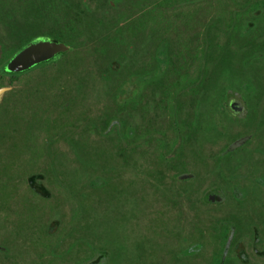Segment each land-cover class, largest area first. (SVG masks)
<instances>
[{
    "label": "trees",
    "instance_id": "trees-1",
    "mask_svg": "<svg viewBox=\"0 0 264 264\" xmlns=\"http://www.w3.org/2000/svg\"><path fill=\"white\" fill-rule=\"evenodd\" d=\"M11 1L0 0V87H12L0 105V209L7 211L10 241L4 261L0 250V264H161L164 245L176 231L164 227L165 210L152 211L149 203L143 213L136 210L134 184L143 177L138 169L151 159L150 185L158 193L173 190L186 170L172 159L185 151L163 145L186 143L196 133L207 138L220 129L215 115L226 104L209 98L228 95L232 73L223 51L226 0H171L185 4L184 13L169 16L168 31L177 35L167 40L160 5L138 14L141 19L127 7L116 20V48L128 50L116 54L119 69L99 66L97 49H86L85 42L78 47L66 40L70 52L8 74L5 65L31 41L11 21L18 15L7 7ZM148 16L153 51L139 56L129 51L130 34ZM145 79L151 82L137 86L133 96L130 82ZM189 95L200 102L183 99ZM247 95H264V86L248 87ZM95 96L105 100L90 116L84 101ZM40 117L49 126L33 134L32 121ZM23 161L28 168L21 172ZM97 178L106 180L99 184ZM149 215V226H142Z\"/></svg>",
    "mask_w": 264,
    "mask_h": 264
},
{
    "label": "flooded vegetation",
    "instance_id": "flooded-vegetation-1",
    "mask_svg": "<svg viewBox=\"0 0 264 264\" xmlns=\"http://www.w3.org/2000/svg\"><path fill=\"white\" fill-rule=\"evenodd\" d=\"M17 2L20 36L29 37L30 42L51 39L68 45L65 42L68 40L79 43L78 47L85 42L86 49H97L99 66L108 63L114 70L121 64L116 54L128 52L116 48L115 39L116 20L127 7L135 18L141 19L138 14L160 5L163 36L167 40L177 35L168 31L169 16L184 13L185 4L171 0ZM194 3L199 4V1L194 0ZM225 4L228 26L223 51L232 73L227 82L228 95L209 98L225 102L226 106L220 107L221 113L215 115H223L224 121L217 123L220 129L206 135L207 138L196 133L186 143L163 145L164 150L185 151L179 158L175 154L172 160L181 168L185 166L186 171L177 176L178 183L173 190L159 194L169 200L161 202L167 206V212L177 215V223L171 227L176 237L171 238L170 243L167 240L166 244L172 249L161 258V264H264V132L259 130L263 124L260 121L264 120V95H247L248 87L264 86V0H226ZM37 7L43 8L38 18ZM196 9L193 7L194 12ZM145 18L147 23L130 34L132 48L129 51L139 56H150L153 51L150 16ZM37 19L43 20L41 23L48 35L28 36L38 25ZM179 51L189 52V49ZM147 68L149 64H145ZM150 82L133 80L130 86L135 88ZM183 99L199 103L201 98L189 95ZM191 108L199 109V106H189ZM8 229L7 211L0 209L2 261L6 259L3 254L8 252L10 242Z\"/></svg>",
    "mask_w": 264,
    "mask_h": 264
},
{
    "label": "rangeland",
    "instance_id": "rangeland-1",
    "mask_svg": "<svg viewBox=\"0 0 264 264\" xmlns=\"http://www.w3.org/2000/svg\"><path fill=\"white\" fill-rule=\"evenodd\" d=\"M17 1L18 0L11 1L12 3H8L9 5L7 7L10 8V9L11 8L16 9L17 10V14H18L19 4H18ZM42 12H43V8L37 7V9H36V16H37V18H38L39 15H41ZM11 21L17 22V19H15V20H12L11 19ZM41 22H43L42 19L39 20V21L37 19V22L36 23L38 25L37 26L34 25L35 26V29H32L28 33L27 32H25V33H27L28 36L30 35V37L46 36V35H48L47 29H45V27L43 26V24ZM50 22H48L47 24L49 25ZM99 85H100V87H103L104 88L103 84H99ZM137 89H138L137 87L130 88L129 91H132L133 96H134V94L137 92ZM104 100H105V97H100V98L99 97L96 98V96L95 97H89L88 99H86L84 101V103L86 104L85 107H84V109H86V111H88V112L91 111V113L89 112V115L90 116H93L95 114L94 112H96V109L98 110V109H101L102 108L101 105H102V101H104ZM215 119H216V121L218 119V123L224 121L223 115H219ZM32 122H33V125L35 124V128L31 129V130H34L35 129L34 131H32L33 134H36L40 130L39 128L41 126H46V125L49 126V122H48V120H45V118H43V119L41 118V120H39L37 123H36L35 120H33ZM35 131H36V133H35ZM35 141H36V139H35ZM39 143H40V145H42L43 144V141H41ZM151 162H152V160L149 159L148 163L142 164L141 167H140V169H138V172H140V174L143 177L140 178V179L138 178L137 179L138 182H136L134 184L133 193L135 192V196L137 197V199L134 201V205L136 204V210L142 209V212L141 213L144 212V209L146 208V206L148 205V203H149L150 207H152V211H154L157 207H158V209L160 208L159 209L160 211H161V209L162 210H165L164 215H163V218H164V227H167V229H172L171 227L174 224L177 223V215H176V213H173V212H167V209H168L167 206L166 205H162L161 204L162 200L161 199H158V196H160L159 195L160 193H158L159 190H157L156 188L152 187L150 185L148 179H147L148 177L150 178V176H151V168H150V166H153V163H151ZM27 168H28L27 162L23 161V162H20L19 163L17 169H20V171L22 172L23 170H26ZM189 169L191 170V168H189ZM105 180H106L105 178H97V183L103 184ZM41 212L42 211H40V210H38V212H34V215L36 217L37 223H39V221H40ZM168 213H170V215H168ZM149 219H150V215L147 216V218L144 221L145 224L142 225V226H145V227H146V225L149 226V224H150V220ZM139 224H140V222H139ZM109 227H110V229L112 227H115V229L112 231V233L116 236V225H115V223L110 224ZM113 234L110 237V239L113 238ZM168 240H169L168 242L170 243L173 239L169 238ZM166 245H167V247L165 245H164V247L166 249V254H167V251L169 250V246H168V244H166ZM13 249H14V254H16L17 253V250H19V248H16V247H14Z\"/></svg>",
    "mask_w": 264,
    "mask_h": 264
},
{
    "label": "water",
    "instance_id": "water-1",
    "mask_svg": "<svg viewBox=\"0 0 264 264\" xmlns=\"http://www.w3.org/2000/svg\"><path fill=\"white\" fill-rule=\"evenodd\" d=\"M71 48L63 42L51 39H39L28 43L16 53L5 65L8 74L25 73L36 66L48 62L58 54L69 52ZM12 87H0V105Z\"/></svg>",
    "mask_w": 264,
    "mask_h": 264
}]
</instances>
